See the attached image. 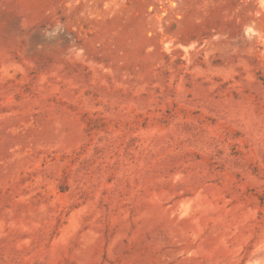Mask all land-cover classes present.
Listing matches in <instances>:
<instances>
[{
	"label": "rangeland",
	"instance_id": "374dc122",
	"mask_svg": "<svg viewBox=\"0 0 264 264\" xmlns=\"http://www.w3.org/2000/svg\"><path fill=\"white\" fill-rule=\"evenodd\" d=\"M0 264H264V0H0Z\"/></svg>",
	"mask_w": 264,
	"mask_h": 264
}]
</instances>
